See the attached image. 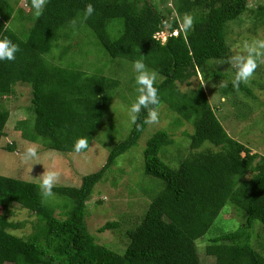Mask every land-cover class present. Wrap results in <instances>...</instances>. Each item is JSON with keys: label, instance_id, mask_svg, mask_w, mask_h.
<instances>
[{"label": "trees", "instance_id": "16d2710c", "mask_svg": "<svg viewBox=\"0 0 264 264\" xmlns=\"http://www.w3.org/2000/svg\"><path fill=\"white\" fill-rule=\"evenodd\" d=\"M27 3L30 9L24 14L0 0V39L20 49L13 61H0V146L10 121L1 101L12 97L16 86L25 85L31 94L29 117L14 130L23 141L39 144L41 152L62 155L88 150L76 153L73 146L79 138L90 145L120 85L118 78L104 76L101 70H82L73 64V55V62L67 61L77 43L89 38L110 63L133 65L141 60L157 73L154 86L160 102L141 110L99 171L83 176L80 186H54L53 198L61 202L43 197L40 183L0 176V264H200L195 243L217 230L226 208L236 218L234 229L211 234L206 253L214 264H264V251L253 246L257 228L264 229V155L253 154L225 132L200 84L190 93L179 87L189 86L200 74L204 80L221 78L216 71L205 73L210 62L227 54L228 24L255 13L248 0H172L165 13L154 0H48L39 17L33 0ZM89 4L95 12L85 19ZM172 13L176 17L170 18ZM256 14L263 15L264 6H258ZM189 15L193 28L185 33L179 20ZM165 29L169 36L163 43L156 35ZM54 50L59 51L57 57L52 56ZM253 86L264 91V81H254ZM236 91L250 96L252 90L244 83L221 89L225 99ZM160 106L192 122L190 149L181 156L165 131L148 139L142 166L136 169L147 189L139 195L148 203L124 232L127 245L118 252L99 245L88 231L86 204L116 160L138 145L149 112ZM206 145L211 149L201 150ZM170 148L177 149L168 158L172 164L164 155ZM0 150L13 153L15 144ZM15 208L25 210L31 220L11 222ZM25 226V236L11 232ZM121 229V223L107 222L97 233Z\"/></svg>", "mask_w": 264, "mask_h": 264}, {"label": "rangeland", "instance_id": "374dc122", "mask_svg": "<svg viewBox=\"0 0 264 264\" xmlns=\"http://www.w3.org/2000/svg\"><path fill=\"white\" fill-rule=\"evenodd\" d=\"M154 1L163 9V12L172 5V0ZM8 2L15 11L21 9L24 14L29 12L30 7L27 0H8ZM248 6L255 13L250 16L247 14L238 21L228 24L226 28L227 54L221 60L210 62L205 73L211 74L216 71L221 75V78L217 80L212 76L204 80L200 74L191 80L189 86L180 85L179 87L181 92L190 93L196 91L200 84L205 91L211 109L225 132L242 144H246L253 154L264 155V109L261 107V103L264 101V91L253 86L254 81H264V48L257 47V54L254 58L258 67L253 78L244 83L252 90L251 95L236 91L225 99L221 93V89L226 88L223 85L234 84L236 69L232 64L233 58L239 55L247 57L250 46L264 45V14H256L257 7L264 6V0H248ZM16 14L15 12V16ZM169 17L174 18L176 15L172 13ZM179 21L182 28L183 20ZM20 24L19 22L18 25ZM156 36L164 43L169 33L165 29ZM92 43L90 38L83 40L82 43H77L78 47L75 46L69 56H66L67 61L73 62L74 56L76 62L73 64L82 70H86L90 74L101 70L100 73L104 76L118 78L120 85L117 89L119 91L113 96L110 109L93 135L88 150L83 154L67 153L62 155L55 151L41 152L39 144L23 141L20 134L14 130L19 121H27L29 117L27 108L31 94L28 86L18 85L15 87V94L12 97L3 98L1 101L2 108L9 111L10 121L5 128V137L1 141L0 148L4 149L7 145L15 144V152L0 150V176L40 183L42 175L54 171L59 176L55 186L77 187L80 186L83 176L99 171L105 164L109 152L128 136L133 125L130 108L136 102V96L140 94L136 85L137 73L132 64L110 63L101 49ZM65 44L67 43L61 42L59 45ZM58 54L59 51L54 50L52 56L57 57ZM156 111L159 114L158 121L149 123L138 145L116 160V164L110 168V175L106 174L107 176L94 187L86 204L85 223L88 231L95 237L99 245L107 246L118 252L124 250L127 245L124 232L137 222L148 203L139 195L142 192L141 189H146V184L141 182L145 178L142 177L140 169L136 170L142 166V152L148 139L157 131H165L172 137L173 146L180 149L181 156L187 155L190 149L188 135L194 133L192 122L186 121L178 113L170 111L164 106H160ZM176 121L177 125H175ZM31 145H39L38 155L36 158L25 159L24 152ZM176 148H170L165 152L166 162L172 164L168 158L176 155ZM205 148L211 149L206 145L201 150ZM116 172H119V175ZM50 199L52 202L53 200L62 201V199L58 198V200L53 196ZM59 213L60 210H56L57 216ZM10 220L15 224H24L31 219L28 218L25 210L15 208ZM234 220L236 218L233 211L226 208L219 216L217 230L208 231L196 241L200 264H214V258L206 253L208 244L205 241L210 238L211 234L217 235L220 232L234 229ZM107 222L121 223L122 231L97 233V230ZM28 229L25 226L11 230V232L25 236ZM253 246L263 253V228H257Z\"/></svg>", "mask_w": 264, "mask_h": 264}, {"label": "clouds", "instance_id": "9594fccd", "mask_svg": "<svg viewBox=\"0 0 264 264\" xmlns=\"http://www.w3.org/2000/svg\"><path fill=\"white\" fill-rule=\"evenodd\" d=\"M48 0H33V8L35 15L39 17L43 14L45 6ZM95 12L94 7L89 4L85 9L84 17H90ZM193 17L185 16L183 20V31L189 32L193 28ZM171 27V25H166ZM176 34V33H174ZM179 34V33H177ZM257 47L264 48V45L250 46L248 49V56L239 55L233 58L232 64L236 69L234 87H239L241 83H247L253 78L254 73L258 67L257 61L254 58L257 54ZM20 51L18 45L14 44L11 40L0 39V61H13L16 58V54ZM133 68L137 73L136 85L138 86V92L140 93L137 101L130 108V115L133 122L136 121L137 115L142 109L149 108L150 105H158V90L154 86L157 78V73L149 71L146 64L141 60H136L133 63ZM227 87V85H223ZM158 111L151 110L148 114L146 122L155 123L158 121ZM74 151L80 153L86 150L88 146V139L79 138L74 144ZM39 151V145L29 146L25 152V159L36 158ZM58 173L50 171L42 175L40 180V189L43 197L49 198L53 196V188L58 181Z\"/></svg>", "mask_w": 264, "mask_h": 264}]
</instances>
